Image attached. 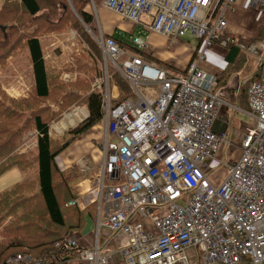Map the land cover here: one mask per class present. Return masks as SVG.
<instances>
[{
  "label": "built area",
  "instance_id": "2783aa9c",
  "mask_svg": "<svg viewBox=\"0 0 264 264\" xmlns=\"http://www.w3.org/2000/svg\"><path fill=\"white\" fill-rule=\"evenodd\" d=\"M237 1L101 0L102 7L126 20L151 17L147 28L169 43L189 32L198 50L186 70L177 72L99 33L105 67L107 62L116 66L132 96L112 105L105 88L104 134L98 142L101 162L90 189L97 221L93 244L79 250L78 263L108 264V255L98 252L99 233L108 230L125 236L117 250L120 264H264V79L246 84L254 124L241 138L240 155L224 162L226 171L218 182L208 175L228 140L224 131L213 129L224 101L213 91L215 75L200 63L215 43L237 45L225 34L227 14L234 12ZM248 6L260 9L264 0H248ZM131 41L139 52L148 50L139 37ZM258 48L256 43L248 47L255 55ZM262 60L264 67V56ZM139 84L154 85L157 91L154 96L141 93ZM101 85L99 80L93 83ZM87 115L85 107L73 106L61 121L65 128ZM80 161L85 171L88 167ZM107 202L114 205L101 216ZM74 203L75 199L68 201ZM156 210L158 214H151ZM60 244L78 247L74 233ZM7 261L45 264L20 253Z\"/></svg>",
  "mask_w": 264,
  "mask_h": 264
},
{
  "label": "trees",
  "instance_id": "16d2710c",
  "mask_svg": "<svg viewBox=\"0 0 264 264\" xmlns=\"http://www.w3.org/2000/svg\"><path fill=\"white\" fill-rule=\"evenodd\" d=\"M100 3L101 0H2L0 66L7 58L23 53L31 83L26 93L17 98L6 95L0 86V174L14 167L25 173L20 181L0 191V264H14L7 259L18 253L45 264H80L76 261L80 248H67L60 242L69 233L82 230L84 215H95L97 203L84 208L68 204L77 199L73 185L82 175L76 165L60 169L55 158L102 119L104 91L102 86H93L103 74L102 56L91 35L98 34L92 6ZM69 30L75 32L79 51L72 52L69 62L58 71L44 56L42 38ZM239 64L238 58L228 67L233 70ZM107 71L110 85L118 90V97L111 100L115 105L132 91L112 65H107ZM62 72H73L74 80L61 79ZM73 106L85 107L87 117L59 135L51 133L50 126ZM30 130L36 138L34 146L19 151L22 137Z\"/></svg>",
  "mask_w": 264,
  "mask_h": 264
},
{
  "label": "crops",
  "instance_id": "0c3cea01",
  "mask_svg": "<svg viewBox=\"0 0 264 264\" xmlns=\"http://www.w3.org/2000/svg\"><path fill=\"white\" fill-rule=\"evenodd\" d=\"M98 7V12L96 6V13H94L98 32L105 38L111 37L116 40L122 49L133 52L137 50L131 40L133 37H139L148 44L147 51L152 52V57L154 56L162 66L166 65L167 68L176 69L175 71L184 70L188 63L196 58L194 56L198 50V43L195 48H187L182 42L176 41V44L173 43L174 46L171 44L172 46L169 47L166 37L147 28L151 17L143 16L140 21L132 22L105 9L101 4ZM227 18L228 25L225 34L231 35L237 45L221 47L218 43H215L211 48L205 50V60L200 63L202 68L215 75L217 84L213 91L224 101V104L218 110L213 129L224 131L228 143L218 152L217 159L211 162L208 175L215 182H218L225 174L224 162L229 157L233 160L238 158L241 138L254 124V119L247 107L246 84L250 80L261 81L264 79L262 60L264 56V7L252 9L248 6V0H238L234 12L228 13ZM141 33L144 37H141ZM123 34L128 36L125 37ZM251 43H256L259 47L256 55L248 49ZM238 58L240 64L237 68L231 70L228 65L234 64ZM152 62L158 64L155 61ZM226 67H228L227 71H225ZM238 83L241 85L240 89L237 90ZM108 90L109 102H111L112 99L117 97L118 90L115 86L113 88L108 87ZM100 126L99 124L92 126L79 139L68 144L55 158L58 167L62 170L67 169L74 163L78 164L77 167L82 174V178L73 185V188L77 194L76 203L80 208L90 204L93 198L90 189L95 185L97 168L101 162V151L98 142L104 134V125L101 124ZM97 131L101 132V137H98ZM33 143L35 144V141ZM80 159L85 160L84 162L88 167L84 172H81L79 166ZM90 177H92V180ZM113 205L111 202L104 203L101 207V216L106 215ZM88 216L93 220L95 218L94 225L96 226L97 209L95 215ZM94 230L86 235L81 234V231L73 232L80 249L91 247ZM124 241L125 236L121 233L108 230L102 231L99 233L98 252L108 255V264H120L121 257L117 250Z\"/></svg>",
  "mask_w": 264,
  "mask_h": 264
},
{
  "label": "rangeland",
  "instance_id": "374dc122",
  "mask_svg": "<svg viewBox=\"0 0 264 264\" xmlns=\"http://www.w3.org/2000/svg\"><path fill=\"white\" fill-rule=\"evenodd\" d=\"M0 1L2 3V0H0ZM98 9H99V7L97 6V12H98ZM95 12H96V9H95ZM91 35H93L94 40L98 44L97 38L99 36V32L95 36L92 33H91ZM123 35L125 37L128 36L127 34H123ZM141 37H144V35L142 33H141ZM178 41L185 44V46L187 48H195L196 44H197V39L193 35H191L189 32H186L184 36H181L180 38H178L177 42ZM167 43L169 44V47L172 46L171 44H173V43H169V42H167ZM175 44H173V46ZM42 45H43V51L45 53V55H44L45 58L47 59V61L49 63L54 65L55 69L58 71L61 70L62 64H66L69 62L72 52L79 51L78 42L76 40L75 32L73 30L63 32L61 34H56V35L51 34V35L45 36L42 38ZM98 46H99V44H98ZM141 53L145 54L149 60H152L158 64H161L158 60L155 59L154 56L153 57L151 56L152 52L143 51ZM101 56H102L101 67H102L103 74L100 78H97L96 80L102 81L101 86H102V89L104 91V89L106 87H109V88L114 87V85H110V83H109V77L110 76H109L108 71H107V65H112L114 67V69L116 70V72L120 76H121V74L119 73L116 66L112 62L111 63L107 62V65L105 67L102 52H101ZM194 57H196V54ZM249 57H252V56H249ZM118 62L120 63L121 60H119ZM163 66L167 68L166 65H163ZM186 68L184 70H186ZM168 69H170L172 71L176 70V69H172L169 67H168ZM184 70H178L177 72H181ZM60 76H61V79L65 80L67 82L73 81L75 78V74L73 72H62L60 74ZM30 83H31V76H30V73L28 71L27 59L24 57L23 53L7 58L4 65L0 66V86L5 91L6 95H8L9 97L17 98V97L23 96L26 93V91L28 90ZM137 89L141 93H144V94L149 93L153 96L157 91V88L154 85H145V84H139L137 86ZM105 91H106V89H105ZM130 96H132V93L129 95V97ZM117 97H118V95H117ZM67 113L68 112H65L64 114H67ZM63 118L64 117L62 116L61 119H63ZM61 119L59 120L60 122L58 121L59 124L56 125V128L54 125L58 122L53 123L50 126V132L51 133L59 135V134L63 133L65 130H67V129H69V128H71L77 124L76 123L75 125H67L64 128L65 124L63 121H61ZM70 122H71V120H70ZM248 122H249V120H248ZM97 124H99V127H101L100 125L101 124L103 125V122L100 121ZM97 132H98L97 133L98 137H101L100 136L101 132L100 131H97ZM34 141L36 142V138L34 136V131L33 130L27 131L24 134V136L22 137V140L18 145V147H23V148L19 149V151H25L28 149H32V147L34 146L33 145ZM222 156H223V153H222ZM82 161H83V159H82ZM79 163H81V161ZM73 165H76V164L74 163ZM216 165H218V164H216ZM221 166H223V165H221ZM81 172H84V171H81ZM24 177H25V173H23L22 171H20L19 169L15 168V167L6 170L2 174H0V191L9 188L14 182L20 181ZM90 179L92 180V177H90ZM183 200H185V197H183ZM158 213H159V210H156V211H152L151 214L156 215ZM94 223H95V218L93 220L87 214L84 215V225H83V228H82L80 233L86 235L88 233L93 232L94 227H95Z\"/></svg>",
  "mask_w": 264,
  "mask_h": 264
},
{
  "label": "water",
  "instance_id": "95a60500",
  "mask_svg": "<svg viewBox=\"0 0 264 264\" xmlns=\"http://www.w3.org/2000/svg\"><path fill=\"white\" fill-rule=\"evenodd\" d=\"M86 29H87L88 31H90L88 27H86Z\"/></svg>",
  "mask_w": 264,
  "mask_h": 264
}]
</instances>
